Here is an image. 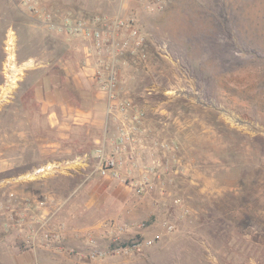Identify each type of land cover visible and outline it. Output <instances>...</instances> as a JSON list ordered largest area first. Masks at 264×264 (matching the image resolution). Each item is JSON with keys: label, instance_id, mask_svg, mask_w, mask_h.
<instances>
[{"label": "rangeland", "instance_id": "rangeland-1", "mask_svg": "<svg viewBox=\"0 0 264 264\" xmlns=\"http://www.w3.org/2000/svg\"><path fill=\"white\" fill-rule=\"evenodd\" d=\"M102 1L0 0V264H264V0ZM25 3L56 19L136 15L146 58L121 56L119 86L144 119L123 152L105 146L121 180L96 171L98 131L56 146L25 77L46 36ZM49 164L60 171L34 175ZM105 221L127 226L121 244L151 243L91 257L90 236L109 249Z\"/></svg>", "mask_w": 264, "mask_h": 264}, {"label": "built area", "instance_id": "built-area-1", "mask_svg": "<svg viewBox=\"0 0 264 264\" xmlns=\"http://www.w3.org/2000/svg\"><path fill=\"white\" fill-rule=\"evenodd\" d=\"M170 0H138V3L145 5L146 9L162 10ZM28 10L35 14L41 25L48 30L65 33L68 36L80 37L87 46L85 47L86 60L91 62L96 68L94 70V81L106 98V115L112 118L116 123L117 135L113 143L117 147V154L126 149L135 141V131L144 119V111L137 107L133 101L125 96H121V86L119 78V59L121 56H129L143 60L146 58V39L140 32L139 22L135 14H128L126 17L116 16L114 19H108L103 16L97 17L92 21L75 19L66 16L61 21H57V15L42 12L37 3L28 4ZM7 49H14L10 42ZM106 145L95 149L97 158V173L102 177L112 179H122L120 167L121 160L108 155ZM72 161L71 163H73ZM69 163V162H68ZM60 165L49 164L34 170L35 176H43L50 172L60 171ZM67 170V167H65ZM132 183V182H131ZM171 228V227H169ZM127 226L117 224L114 221H105L100 224V234L104 236L109 249L99 250L94 247L95 241L90 236L88 242L93 247L90 249L91 257L103 258L108 254L124 251L140 252L144 246L151 242L130 241L127 244H121L122 235L126 233ZM51 238L57 239L55 235Z\"/></svg>", "mask_w": 264, "mask_h": 264}, {"label": "crops", "instance_id": "crops-1", "mask_svg": "<svg viewBox=\"0 0 264 264\" xmlns=\"http://www.w3.org/2000/svg\"><path fill=\"white\" fill-rule=\"evenodd\" d=\"M86 2L87 0H80V9L90 10ZM102 2L104 5L108 3L104 0ZM116 3L118 11L135 6L132 0H116ZM104 5L102 9L107 10ZM102 9L100 11H103ZM63 16L80 18L83 13L74 15L68 11ZM103 16L105 14L102 12L87 18L92 17L88 20L92 21ZM62 18H58L57 21H61ZM34 27L38 29L37 31L45 30L46 36L36 35L34 54L26 58L27 63L32 62L33 66L29 68L25 77L32 80L33 99L46 115L51 127L58 133L56 146H60L63 140H68L72 136V131L81 128L98 131V135L92 140V146L110 144V137L117 126L112 118L106 115L105 94L93 79L96 67L86 60L87 43L80 37L48 30L37 22ZM60 147L66 152L71 151L69 146ZM74 155L78 158L80 153ZM85 155L86 152L82 156ZM75 162L76 160L73 163Z\"/></svg>", "mask_w": 264, "mask_h": 264}, {"label": "bare ground", "instance_id": "bare-ground-1", "mask_svg": "<svg viewBox=\"0 0 264 264\" xmlns=\"http://www.w3.org/2000/svg\"><path fill=\"white\" fill-rule=\"evenodd\" d=\"M11 58V57H10ZM11 64V63H10ZM27 65V64H26ZM26 67V66H25ZM15 78V77H14ZM13 81V80H12Z\"/></svg>", "mask_w": 264, "mask_h": 264}]
</instances>
